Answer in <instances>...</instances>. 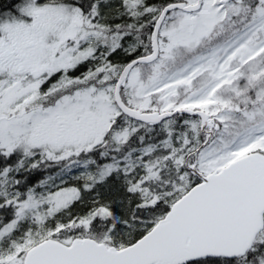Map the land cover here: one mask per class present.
<instances>
[{"label": "snow or ice", "instance_id": "snow-or-ice-1", "mask_svg": "<svg viewBox=\"0 0 264 264\" xmlns=\"http://www.w3.org/2000/svg\"><path fill=\"white\" fill-rule=\"evenodd\" d=\"M0 264H264V0H0Z\"/></svg>", "mask_w": 264, "mask_h": 264}]
</instances>
